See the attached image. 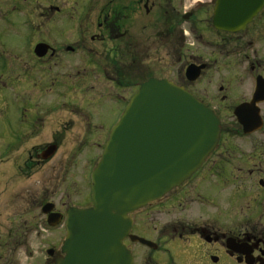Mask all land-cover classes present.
Here are the masks:
<instances>
[{"label":"flooded vegetation","instance_id":"obj_1","mask_svg":"<svg viewBox=\"0 0 264 264\" xmlns=\"http://www.w3.org/2000/svg\"><path fill=\"white\" fill-rule=\"evenodd\" d=\"M186 1L0 0V183L7 175L30 179L61 146H70L56 171L61 177L52 192L56 199L38 192L40 219L0 220L8 226L0 239L16 249L29 227L45 226V236L33 234L42 255L30 251L29 264H56L65 256L67 211L91 205V172L111 127L141 83L149 78L174 82L160 76L161 66L183 60L186 67L203 66L199 77L224 61L237 68L241 80L222 78L216 87L220 95H215L224 108L219 112L206 91L186 87L199 77L189 81L185 67L186 83L175 84L214 112L221 125L219 139L190 176L129 214V234L149 244L129 236L123 244L133 264L137 249L146 252L145 264H264V0ZM199 17H206L211 35L204 41L211 47L209 58L187 54L185 47L182 24L188 23L194 34ZM38 85L48 96L46 105L30 102L29 93L39 91ZM256 92L259 98L249 113L259 114L260 128L245 133L236 120L223 122L220 114H233ZM18 94H26V100ZM91 146L100 147V153H85ZM83 153L78 181L85 180L89 192L85 185L72 190L78 197L72 202L64 185L68 175L77 174ZM6 162L11 172L2 171ZM35 201L31 194L26 203Z\"/></svg>","mask_w":264,"mask_h":264},{"label":"water","instance_id":"obj_2","mask_svg":"<svg viewBox=\"0 0 264 264\" xmlns=\"http://www.w3.org/2000/svg\"><path fill=\"white\" fill-rule=\"evenodd\" d=\"M202 68L189 64L185 77L196 80ZM258 98L256 92L233 112L245 133L260 128L259 114L249 113ZM220 127L214 112L182 86L166 78L141 83L91 172V205L67 211L65 256L56 264H133L124 238L149 242L129 234V214L190 176L216 145Z\"/></svg>","mask_w":264,"mask_h":264},{"label":"rangeland","instance_id":"obj_3","mask_svg":"<svg viewBox=\"0 0 264 264\" xmlns=\"http://www.w3.org/2000/svg\"><path fill=\"white\" fill-rule=\"evenodd\" d=\"M194 0H187L186 5L192 4ZM203 8H200V11H203ZM191 21L193 19H190ZM198 23V32L195 31V33H192V30H190V26L188 23H183L182 27L185 34L186 38V43L185 47H188V52L192 53L196 56H200L202 58H209L212 57L211 53V47H207V45L204 43V41L207 40V38L210 35V31L207 28V25L205 24L206 22V17H199L197 18ZM193 30L195 28L193 27ZM183 34V33H182ZM200 37H199V35ZM193 42V43H192ZM162 52L160 55H164V50L161 49ZM182 52H184V48L182 49ZM175 54L172 56L173 58L176 56L177 52H174ZM168 62L169 59L165 58ZM185 60L183 61H173L171 63H166L164 66H161V71H160V76L163 75L164 77H167L171 80H173L175 83H181L185 82L186 80L184 78V69L186 67V63H184ZM184 63V65H183ZM228 63V61H226ZM219 65H215L211 70L205 72L203 75H201L198 80L195 82L191 83L190 85H186V87L192 91V92H198L202 93L206 91L205 94L209 96V98L212 99V104L216 103L218 104L219 107V112L223 108V106L220 105V102L215 99V95H220L218 93V89L216 88L218 85L221 84L222 78L229 79L231 78H236V82H240V78H237L238 76V71L237 68L224 64V61L220 63L219 60ZM35 69L39 72H41V67L39 65H35ZM156 76L159 77L157 74ZM33 81L39 82L37 78L32 77ZM46 79L40 81L43 82ZM39 91L34 90V94L30 96V102L31 104L35 105H46V101L48 96L45 94L43 91V87L41 85H38ZM54 89V88H53ZM27 95L26 94H18V99L25 101ZM44 97V98H42ZM232 98L230 101L232 102L234 100V96H231ZM50 103L55 102V99L50 98L49 99ZM223 105L227 106L229 103L223 102ZM224 109V108H223ZM220 114V113H219ZM220 117L223 119V122L226 121L228 124H232L235 119L234 115L229 111V112H224L223 115L220 114ZM234 119V120H233ZM76 129V128H75ZM70 146L68 144H65L64 146H61L57 154L50 159L43 167H40L37 171L34 172L32 177L30 179H24V178H9L6 176H3L1 178V183H0V220L2 223H7V218L9 217H18V218H34L36 220L40 219L41 217V212L38 207H40V198H36L39 196L38 192H41L42 190L46 191L48 193V200L53 201V199H56V195H53L52 192L54 191V188L60 183L58 180H61V177H59V174H57V169L60 164L61 160V155L62 153H65L67 149H69ZM92 148V149H91ZM92 150L93 153H100V147H86L85 153L87 151ZM82 154V159L80 158L79 155V166L76 169L77 174H72L67 176L65 185L66 191L70 192L72 195L70 196V201H76L78 200V197H76L74 189L77 188H82L84 185L86 188L84 190L88 193V184L85 180H80L79 179V173L82 171V164L84 163L83 160L85 159L84 154ZM9 162L3 163L1 165L2 171L6 172H11V168L9 167ZM9 179V180H7ZM70 180H76L77 183H71ZM85 183V184H84ZM87 185V186H86ZM56 191V190H55ZM34 194V197L36 199L35 202H33L32 205L27 204V200L29 199L30 195ZM8 226L1 224L0 225V234L5 233L6 229ZM12 228H16L15 226H12ZM31 229V230H30ZM39 231L41 234L40 236H45L47 233H45V226L40 223V225L37 226H32L29 227L28 232L25 234V239L23 240L22 244L19 245L16 248H14L13 244L10 242H4L3 239L0 241V264L7 260V259H13L14 264H29L31 260L27 259L26 256L29 254L30 251H34L33 255L41 254V248L39 249L37 247V241L34 239V232ZM57 233V232H54ZM50 236V235H48ZM15 251V252H14ZM37 251V252H36ZM43 251V250H42ZM136 251V250H135ZM42 255V254H41ZM40 255V256H41ZM135 255L137 256L136 258V263L135 264H145V256L146 252L145 251H138L135 252Z\"/></svg>","mask_w":264,"mask_h":264}]
</instances>
